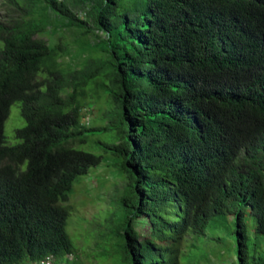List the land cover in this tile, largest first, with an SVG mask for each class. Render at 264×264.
I'll list each match as a JSON object with an SVG mask.
<instances>
[{"label": "trees", "instance_id": "1", "mask_svg": "<svg viewBox=\"0 0 264 264\" xmlns=\"http://www.w3.org/2000/svg\"><path fill=\"white\" fill-rule=\"evenodd\" d=\"M0 7V264H83L67 202L100 157L69 141L85 140L86 87L100 75L123 124L122 140L106 145L126 171L120 264H179L181 241L219 215H234L233 264H264V0ZM64 29L76 32L80 56L95 54L79 63L71 43L52 40ZM15 102L24 124L6 144Z\"/></svg>", "mask_w": 264, "mask_h": 264}, {"label": "rangeland", "instance_id": "2", "mask_svg": "<svg viewBox=\"0 0 264 264\" xmlns=\"http://www.w3.org/2000/svg\"><path fill=\"white\" fill-rule=\"evenodd\" d=\"M59 36L62 42L72 44L70 55L79 63L83 57L95 54V51L87 48L80 56L81 49L74 40L75 31L61 30L52 40L56 41ZM70 55L64 60L71 59ZM103 83L104 78L100 75L86 87L90 118L84 122L88 128L83 133L85 140L79 142V136H76L69 141L71 147L100 157L97 165L90 166L85 174L73 181L67 202L70 209L66 230L76 247V262L83 264H120L123 242L120 231L128 211L120 199L126 181L123 157L106 147L122 140L123 124L110 103ZM23 124L19 103L15 102L11 104L3 123L2 133L6 144L15 142L13 131ZM245 220L252 229L255 220L248 211ZM135 223L142 235L149 232L147 218L141 217ZM234 227V215L213 216L204 232L188 233L181 241L179 264H233L236 257ZM62 258L57 256L50 263L61 264Z\"/></svg>", "mask_w": 264, "mask_h": 264}, {"label": "built area", "instance_id": "3", "mask_svg": "<svg viewBox=\"0 0 264 264\" xmlns=\"http://www.w3.org/2000/svg\"><path fill=\"white\" fill-rule=\"evenodd\" d=\"M45 259H48V258L46 257ZM46 261L48 262V260H46ZM42 262H43V260H42ZM44 262H45V260H44Z\"/></svg>", "mask_w": 264, "mask_h": 264}]
</instances>
